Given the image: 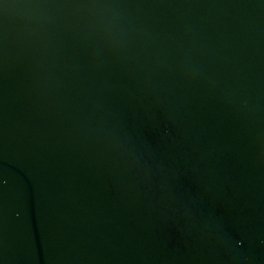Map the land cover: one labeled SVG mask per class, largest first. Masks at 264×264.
I'll list each match as a JSON object with an SVG mask.
<instances>
[{"label": "water", "instance_id": "water-1", "mask_svg": "<svg viewBox=\"0 0 264 264\" xmlns=\"http://www.w3.org/2000/svg\"><path fill=\"white\" fill-rule=\"evenodd\" d=\"M0 264H264V0H0Z\"/></svg>", "mask_w": 264, "mask_h": 264}]
</instances>
